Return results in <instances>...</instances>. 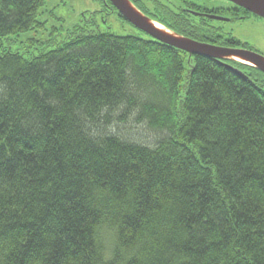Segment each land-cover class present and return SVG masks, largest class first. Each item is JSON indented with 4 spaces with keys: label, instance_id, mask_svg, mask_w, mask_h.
<instances>
[{
    "label": "trees",
    "instance_id": "16d2710c",
    "mask_svg": "<svg viewBox=\"0 0 264 264\" xmlns=\"http://www.w3.org/2000/svg\"><path fill=\"white\" fill-rule=\"evenodd\" d=\"M46 1L0 0V264H264V75L138 29L10 49L45 27ZM181 1L136 2L182 36L245 46Z\"/></svg>",
    "mask_w": 264,
    "mask_h": 264
},
{
    "label": "rangeland",
    "instance_id": "374dc122",
    "mask_svg": "<svg viewBox=\"0 0 264 264\" xmlns=\"http://www.w3.org/2000/svg\"><path fill=\"white\" fill-rule=\"evenodd\" d=\"M207 4L229 5L226 0H202ZM104 10L100 3L94 0H47L41 8L38 20L44 23V28L22 33L11 43L10 49L25 55L37 54L42 49L37 41L52 39L51 33L62 40L68 30L77 25H88L93 29L110 30L117 35H138L137 28L115 13ZM237 39L247 42L255 50L264 54V19L252 16L250 19L231 22L224 25Z\"/></svg>",
    "mask_w": 264,
    "mask_h": 264
},
{
    "label": "water",
    "instance_id": "95a60500",
    "mask_svg": "<svg viewBox=\"0 0 264 264\" xmlns=\"http://www.w3.org/2000/svg\"><path fill=\"white\" fill-rule=\"evenodd\" d=\"M118 11L119 15L131 23L135 28L152 37L153 39L182 50L191 56H201L223 63L238 76L249 80L247 75L240 69L234 67L228 61L252 66L264 74V56L260 53L226 46H218L201 42L189 37L182 36L161 23L152 20L138 9L131 0H108ZM243 8L244 10L264 19V0H226ZM213 17V16H212ZM220 21H228L224 17H214ZM161 24L165 30H161L153 23ZM239 58V59H237ZM242 60V61H241Z\"/></svg>",
    "mask_w": 264,
    "mask_h": 264
},
{
    "label": "flooded vegetation",
    "instance_id": "af4514ba",
    "mask_svg": "<svg viewBox=\"0 0 264 264\" xmlns=\"http://www.w3.org/2000/svg\"><path fill=\"white\" fill-rule=\"evenodd\" d=\"M135 6L140 9L145 15H148L146 14L137 4L136 1H141V0H131ZM156 1V0H154ZM189 3H191V7H188L186 5H184L181 1L180 3V6L179 8L184 11L186 14L188 15H191V18H193L198 24V23H203L205 24L204 27L206 28L207 27V24H211L215 27H220L221 29L218 31V33L213 36L214 38H236L231 32H228L225 30V27L224 25L225 24H229L231 22H235V21H241V20H247V19H250L252 16L256 17V18H261L259 16H256L252 13H247V14H244V13H241V14H238L237 11H235V7H238L237 5L233 4V6L230 7V5H219V4H207L205 2H202V0H187ZM180 2V1H179ZM151 3V2H150ZM151 4H154V3H151ZM155 5V4H154ZM226 8V9H229L231 8L230 10H228V15L224 16V15H220L216 12H213L214 9H219V8ZM178 8V9H179ZM241 8V7H239ZM177 9V10H178ZM212 11V12H209ZM246 11V10H245ZM118 12V11H117ZM248 12V11H247ZM117 16L119 18H122L119 13H117ZM213 16V17H212ZM214 17H224V18H227L228 21H220V20H217L215 19ZM263 19V18H261ZM239 40V39H237ZM240 41V40H239ZM242 42V41H240ZM242 44H245V46H231V47H234V48H243V49H247V50H251V51H254V52H257V53H260L261 55L264 56V54L258 50H255L253 47L250 46V44H248L247 42H242ZM220 46V45H219ZM260 71V70H259ZM261 72V71H260ZM262 73V72H261ZM263 74V73H262ZM264 75V74H263Z\"/></svg>",
    "mask_w": 264,
    "mask_h": 264
},
{
    "label": "bare ground",
    "instance_id": "6f19581e",
    "mask_svg": "<svg viewBox=\"0 0 264 264\" xmlns=\"http://www.w3.org/2000/svg\"><path fill=\"white\" fill-rule=\"evenodd\" d=\"M156 27H158V28H160L161 30H165L166 31V29H165V27L164 26H162L161 24H158V23H153ZM21 36V34L20 35H18V37H20ZM9 38H17V37H15V36H11V37H9ZM23 54V53H22ZM25 55V54H24ZM32 55H34V54H31V55H25L26 57H32ZM36 55V54H35ZM237 59H239V58H237ZM242 61V60H241ZM248 77V76H247ZM249 78V77H248ZM250 79V78H249Z\"/></svg>",
    "mask_w": 264,
    "mask_h": 264
}]
</instances>
